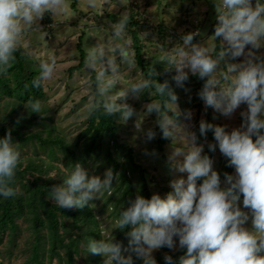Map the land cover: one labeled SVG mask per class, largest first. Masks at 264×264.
Wrapping results in <instances>:
<instances>
[{"label":"clouds","instance_id":"1","mask_svg":"<svg viewBox=\"0 0 264 264\" xmlns=\"http://www.w3.org/2000/svg\"><path fill=\"white\" fill-rule=\"evenodd\" d=\"M121 3L126 4L127 0ZM79 7L97 9L98 0H84ZM45 12L56 18L67 17L70 6L67 0H0V75L7 74L14 60L13 53L26 32L37 33V39L43 35L35 28L29 29ZM216 20L214 36L222 37L226 47L213 55L211 45L190 44L196 33L188 32L182 34V42L170 50L161 49L162 60L175 68L173 79L178 85L187 79L185 69L201 78L207 77L198 92L206 105L217 109L223 105L221 110L225 114L233 112L242 102L247 105V111L241 112L240 128L226 131L223 126L199 123L202 135L206 128L212 129L216 147L234 166L235 174L226 173V186L221 187L212 161L206 154L201 155L202 146L194 143L195 134L182 135L184 150L176 149L175 153L182 152L183 159L176 167L187 173L186 179L172 181L174 194L169 193L164 198L157 194L147 199L137 195L114 220V228L130 226L126 233L127 250L141 257L142 264H156L151 251L161 246L171 249L174 236L178 246L185 249L178 264H264V132L258 131L264 129V60L258 58L253 62L250 59L245 66L227 64L224 71L217 70L218 62L226 53L235 57L246 44L253 47L260 44L264 38V0H255L254 5L250 0H218ZM128 21L129 11L126 10L110 25V31L104 29L105 38L97 39L86 49L83 70L92 79L84 83L94 85L96 97L89 108H101L107 116L120 113L122 118H127L132 109L123 102L118 103V98L122 99L129 91L154 90L162 101H151L146 111L158 113L162 136H173L181 132L182 127L161 109L162 105L176 108V95L166 90L165 83L142 76L111 91L119 80L121 66L133 63L131 40L127 37ZM56 71V57L50 52L46 59L39 60L31 86L43 87ZM24 106L29 112L41 113L42 102L29 99ZM136 126L140 127L139 122ZM154 135L151 129L147 130L148 139ZM212 148L210 143L209 149ZM20 163L16 143L7 134L0 137V199L16 194L12 182ZM112 180L111 168L105 169L101 178L89 175L77 162L62 176L60 184L51 187L48 198L59 208L83 207L110 190ZM238 200L247 212L237 205ZM249 216L250 229L244 227ZM82 246L88 252L101 254L105 264H132L131 255L122 254L120 243L113 242L110 234L100 240L87 239ZM164 259L171 264L172 257L165 255Z\"/></svg>","mask_w":264,"mask_h":264},{"label":"trees","instance_id":"2","mask_svg":"<svg viewBox=\"0 0 264 264\" xmlns=\"http://www.w3.org/2000/svg\"><path fill=\"white\" fill-rule=\"evenodd\" d=\"M165 6L168 4L165 3ZM144 14V11L139 12L138 9L129 13L127 33L131 39L134 63L144 77L157 83H165L166 90L170 89L176 95V102L181 103L182 89L173 79L172 69L165 68L157 57L144 58L141 31L160 34L158 39H162V33L178 42L179 37L185 33L181 32L176 36L163 28L162 23L157 27H151ZM105 16L113 22L119 18V15L114 13ZM214 27L215 25L211 26L213 35ZM195 36L192 41L198 38ZM222 48L220 37L214 36L213 55ZM78 50L80 59L75 68L83 66L85 56L79 44ZM13 57L7 74L0 75V137L7 134L10 140L16 143L21 154V163L17 166L12 182L17 190L16 194L0 199V264H105V258L101 254L88 252L82 245L87 239H103L106 227L110 229L112 241L119 242L121 248H125L131 255L132 260L137 259L138 256L134 252L127 250L126 233L130 226L114 228L115 218L137 195L150 198L152 195L150 183L159 188L164 197L169 193L174 194L173 188L168 182L157 186L152 178L148 179L146 169L134 160L132 147L122 143L118 135L119 127L116 120L120 113L107 116L101 108L91 110L86 124L76 134L74 140L69 141L47 115L49 109L45 106L44 86L39 88L31 86V80L38 70V61L21 45H18ZM206 78L191 73L187 75L182 85L186 93L195 95L196 103L190 104V107L197 109L196 115L199 117L192 128V133L196 137L195 142L203 144L202 155L211 156L216 145L212 129L206 128L202 135L199 123L204 121L219 126L220 114L212 106L206 104L205 108L202 106L204 101L198 92ZM29 99H39L42 102L41 113L29 112L25 108L24 104ZM148 100L161 102L162 98L154 92L148 96ZM161 109L166 115L169 113V108L162 105ZM168 116L177 124L180 121L176 112ZM158 118L157 113V120ZM156 130L158 133L153 145L160 153L161 159H164L166 158L164 146H171L173 143L170 136H162L159 125ZM258 131L264 132V129ZM252 139L255 140L254 135ZM210 143L213 145L211 150ZM28 146L32 148L31 151L21 152L23 147ZM90 160L98 162L104 171L111 168L113 180L110 190L100 195V201L95 202L93 199L83 207L56 206L48 198L51 187L62 182V176L72 164L79 162L84 166ZM227 161L228 158L220 159V167L217 169L221 187L226 186L225 174L232 173V165ZM162 163L167 165L165 161ZM200 182L198 179L197 184ZM98 202L99 206L96 204ZM104 212L105 220L111 224L105 227L102 217ZM184 251L182 247L172 250L162 246L152 257L156 264H168L164 259L165 255H168L172 257L171 264H178L179 257Z\"/></svg>","mask_w":264,"mask_h":264},{"label":"rangeland","instance_id":"3","mask_svg":"<svg viewBox=\"0 0 264 264\" xmlns=\"http://www.w3.org/2000/svg\"><path fill=\"white\" fill-rule=\"evenodd\" d=\"M67 2L70 6V13L67 17L56 18L51 13L45 12L29 29L31 31L32 28H35L39 33H43V35L37 39V33L26 32L22 36L19 45L28 54L31 53L29 55L35 58L38 63L40 59H46L50 52L56 57L57 71L54 77L44 84V91L46 93L45 106L49 109L47 115L52 118L59 131L69 141H73L76 134L86 124L87 116L91 111L89 105L96 100V97L93 95L94 85L88 84L86 86L84 83L86 79L91 80V75L83 70V66L81 68H75L80 59L78 44L85 54L86 49L94 45L97 39L105 38L104 29L108 28L110 31V25L114 23L105 14L114 13L120 15L126 10L130 13L138 9L139 12L144 11L149 26L157 27V25L162 23L163 28L176 36L181 32L188 33L197 30L195 35L198 38L191 41L190 44L211 45L214 48V35L211 31V26L217 23L218 0H127L126 4L121 3V0H98L99 7L97 9H83L79 7L84 0H67ZM250 2L253 5L255 4V0H250ZM165 3L168 6H165ZM182 17L187 19L184 20ZM43 22H46V24H43ZM161 35L162 39H158L160 34L157 35L147 30L141 31V43L144 44V58L157 57L163 66L165 68H171L173 75H175V68L169 66L166 61L162 60L164 52L161 49L165 51L170 50L182 41L180 37V42H178V40L171 39L165 34L161 33ZM127 37L130 39L128 33ZM148 38L150 39L149 41ZM220 43L222 47L227 46L226 42L222 40V37H220ZM258 58L264 60V38L261 39L260 44L256 47H253L251 44H246L244 50L238 56L233 57L226 53L218 62L217 70L224 71L227 64L245 66L250 59L256 62ZM185 71L191 74L188 69H185ZM142 76L134 60L131 66L124 64L121 66L119 80L111 91L115 92L125 87L132 80L139 79ZM180 86V89H182L181 103L175 101L176 108L169 109L167 115L172 112H176L179 115L180 121L178 125L182 127V131L170 136L173 145L164 146V152L166 154V158L164 159H161L160 153L153 145L154 138L158 133V130H156L158 125L157 112L155 110L151 112L146 111V105L151 102V100H148V96L155 91L152 90L150 92L149 90H144L139 93L129 91L125 97L122 99L118 98L117 100L118 103L123 102L132 109L131 114L127 118L120 116L116 120V124L119 127L118 135L122 143L132 147L134 160L146 169L148 179L152 178L157 186H162L168 182L170 187H172V181L179 178L186 179L187 176L186 172H181L176 167L178 162H182L183 156L182 152L175 153V150H184V142L180 137L186 133H192L194 122L199 117L196 115L197 109L190 107L192 102L196 103L194 100L195 95L186 93L184 86ZM143 96H145L144 99L142 98ZM204 105L205 103L203 102L202 106L204 107ZM222 107L223 105H221V109ZM212 108L220 114L219 126H223L226 131H231L233 128H240L243 121L241 112L247 111V105L243 102L230 114L223 113L221 109ZM138 122L140 125L139 128L136 126ZM148 129H151L155 133L151 139H148L146 136ZM194 143L202 146L203 152V144L195 141ZM31 149L29 146L23 147L21 152L31 151ZM208 157L212 161V168L216 171L220 167V159L227 158L220 153L216 145L213 154ZM162 161L167 162V165H163ZM82 167L87 170L89 175H99L103 178L104 170L98 162L90 160L89 163ZM234 174L235 170L234 166H232L231 175ZM149 188L152 190V195L157 194L161 198H164V193L160 192L159 188L151 183L149 184ZM93 199H95V202L101 200L100 196L99 198ZM96 204L99 206L100 202ZM237 205L242 207L243 211H248L246 207L240 205L239 200L237 201ZM102 217L104 219V227L111 225L110 221L105 220L106 212H104ZM244 227L251 228L250 216L249 220L245 222ZM110 233V229L106 227L104 235ZM173 239L174 245L171 248L172 250L179 247L178 239L175 236ZM156 250L153 249L151 251V256L154 255ZM121 251L124 255H130L126 252L125 248H121ZM132 264H142V258L138 257L132 260Z\"/></svg>","mask_w":264,"mask_h":264},{"label":"built area","instance_id":"4","mask_svg":"<svg viewBox=\"0 0 264 264\" xmlns=\"http://www.w3.org/2000/svg\"><path fill=\"white\" fill-rule=\"evenodd\" d=\"M197 30H195L194 32L196 33Z\"/></svg>","mask_w":264,"mask_h":264}]
</instances>
